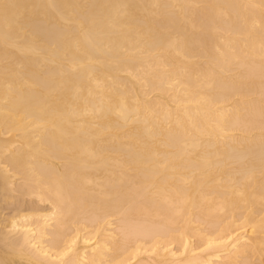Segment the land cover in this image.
I'll use <instances>...</instances> for the list:
<instances>
[{
    "label": "bare ground",
    "instance_id": "obj_1",
    "mask_svg": "<svg viewBox=\"0 0 264 264\" xmlns=\"http://www.w3.org/2000/svg\"><path fill=\"white\" fill-rule=\"evenodd\" d=\"M0 264H264V0H0Z\"/></svg>",
    "mask_w": 264,
    "mask_h": 264
}]
</instances>
